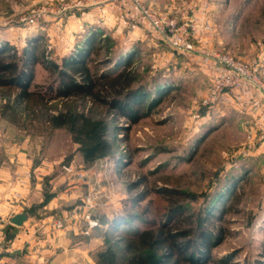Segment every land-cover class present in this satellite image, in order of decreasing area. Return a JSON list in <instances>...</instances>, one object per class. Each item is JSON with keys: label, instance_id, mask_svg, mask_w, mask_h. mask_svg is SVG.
Here are the masks:
<instances>
[{"label": "rangeland", "instance_id": "rangeland-1", "mask_svg": "<svg viewBox=\"0 0 264 264\" xmlns=\"http://www.w3.org/2000/svg\"><path fill=\"white\" fill-rule=\"evenodd\" d=\"M141 3L196 27L192 53L180 55L155 38L124 0H0V43L7 42L18 56L30 40L40 39L38 55L61 64L80 46L79 39L100 29L120 54L138 47L131 68L139 75L136 86L145 87L140 102L148 104L164 91L153 112L136 123L104 108L92 110L82 100L59 98L31 111L0 94V177L33 186L34 219L53 227L54 216L67 224L75 215L72 223L85 228V237L98 231L102 245L115 218L136 215L132 227H151L180 203L187 209L182 217L193 221L181 225L194 229L189 252L202 247L200 233L216 242L205 264H264V139L257 117L264 98L250 89L207 103L215 64L199 56L220 51L259 65L264 82V0ZM34 14L39 19L31 24ZM109 56L103 51L96 59ZM54 79L56 74L39 64L31 90ZM68 107L84 118L53 129L47 116ZM99 139L110 141L113 152L86 163L81 149ZM245 166L251 172L242 173ZM157 189H177L187 196H167ZM144 193L146 198L137 200ZM54 197L56 204L47 207ZM87 216L96 228H87Z\"/></svg>", "mask_w": 264, "mask_h": 264}, {"label": "trees", "instance_id": "trees-1", "mask_svg": "<svg viewBox=\"0 0 264 264\" xmlns=\"http://www.w3.org/2000/svg\"><path fill=\"white\" fill-rule=\"evenodd\" d=\"M39 41L30 40L20 56L7 42L0 43V94L12 98L26 109L33 111L59 98L76 99L84 104L90 103L92 110L104 108L106 113L117 114L136 123L151 114L164 95L162 90L150 103L140 102L143 96L139 94L144 92L145 87L136 86L139 75L131 68L132 60L140 53L138 47H134L132 52L120 54L112 37L103 38L100 29L92 30L82 40L79 39L77 44L80 46L64 57L61 64L55 60H44L38 55ZM103 51L110 56L97 60ZM39 64L56 74V79L47 87L35 86L36 89L31 90L35 67ZM51 93H55V97H48ZM82 118L83 113L68 107L65 111L50 113L46 121L53 129H62L74 126ZM112 152V144L107 139L96 140L91 146L81 149L86 163L107 157ZM249 171L250 167L245 166L242 173ZM156 192L167 196H187L177 189H157ZM144 198L146 193L137 200ZM185 212L187 209L184 205L174 204L162 223L142 229L130 224L138 219L136 215L115 218L110 222L109 231L104 234V244L95 253L96 263L205 264L216 242L209 233H200L202 247L198 246V253L189 252L192 246L189 238L194 235V229H182L181 225L186 221L193 224L192 216L182 217ZM186 238L189 241L185 242Z\"/></svg>", "mask_w": 264, "mask_h": 264}, {"label": "crops", "instance_id": "crops-1", "mask_svg": "<svg viewBox=\"0 0 264 264\" xmlns=\"http://www.w3.org/2000/svg\"><path fill=\"white\" fill-rule=\"evenodd\" d=\"M258 113L264 132V106ZM32 187L19 178L0 177V264H97L94 256L102 247L99 232L85 237V228L72 223L73 213H69L73 220L69 218L61 230L51 227L48 220L34 219ZM56 200L52 198L46 206L55 205ZM18 214L29 215L20 227L10 223Z\"/></svg>", "mask_w": 264, "mask_h": 264}, {"label": "built area", "instance_id": "built-area-1", "mask_svg": "<svg viewBox=\"0 0 264 264\" xmlns=\"http://www.w3.org/2000/svg\"><path fill=\"white\" fill-rule=\"evenodd\" d=\"M124 1L130 3L136 10L138 21L142 25L147 26L155 38L164 42L172 51L180 55L192 53L193 46L190 40L192 33L197 31L196 27H191L189 23L180 24L171 16L158 14L144 6L141 0ZM38 17H42L40 13ZM38 19L36 14H34L28 22L35 24ZM209 26V22H206L205 30L210 28ZM199 56L209 57V60L215 64V72L211 77L213 85L207 103L222 102L228 97V94H239L250 89L252 90L251 92L253 90L260 92L264 98V82L260 76L261 67L259 65L244 63L220 51H211L208 54L201 52ZM260 139H264V132H261ZM52 219L51 222L55 229L61 230L65 227V218L54 216ZM87 220L88 229L92 230L98 226L96 222L90 220V216H87Z\"/></svg>", "mask_w": 264, "mask_h": 264}, {"label": "water", "instance_id": "water-1", "mask_svg": "<svg viewBox=\"0 0 264 264\" xmlns=\"http://www.w3.org/2000/svg\"><path fill=\"white\" fill-rule=\"evenodd\" d=\"M27 218V214H18L15 215L12 219H10V223L16 227H20L24 224Z\"/></svg>", "mask_w": 264, "mask_h": 264}]
</instances>
